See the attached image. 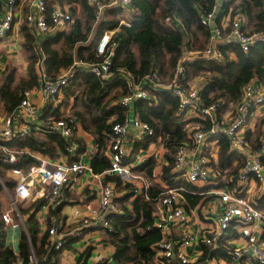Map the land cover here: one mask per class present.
I'll use <instances>...</instances> for the list:
<instances>
[{
	"label": "built area",
	"instance_id": "2783aa9c",
	"mask_svg": "<svg viewBox=\"0 0 264 264\" xmlns=\"http://www.w3.org/2000/svg\"><path fill=\"white\" fill-rule=\"evenodd\" d=\"M49 1L36 0L34 11L26 16L27 22L45 34L68 29L74 21L73 12L68 5L58 3L48 16ZM116 1L114 0L113 3ZM217 1L222 3L220 0ZM240 1L223 0V2L232 3L226 14L220 15L221 9L216 6L212 12L201 16V22L210 28V37L206 48L185 51L167 78H162L158 70L153 69L145 76L146 82H136L130 72L121 69L118 71V78L125 79L131 87V91L117 101L118 104L122 107H131L139 99L150 102L156 100L157 95L150 92V86L156 90L167 91L178 99L176 116L181 122L186 123L188 129L187 139L177 145L173 153L174 166L171 173L174 181H185L196 185L199 189L189 190L184 186H172L167 181L162 182L163 185L159 186L161 192L155 202V226L161 230L164 237L156 244L155 264H173L174 261H179V264H220L216 257H208L204 260L200 258L196 262L186 252L177 250V245L188 246L193 239H198L201 244L217 247L219 241L228 235L232 228L245 237L246 244L236 246L227 240L228 244L232 246L231 260L235 263H243L244 256L251 252L252 256L248 259V264H264V240L261 239V235L264 233V131L260 136L258 148L253 147V142L246 137V131L256 126V121L264 114V83L257 78L246 82L242 86L241 99L236 103L231 102L225 107L224 99L206 104L202 98V87L195 85L192 79H186V63L189 61L198 58L223 60L225 57V52L221 48L223 45L235 43L243 51L248 52L254 44L264 41V31H248L246 29L247 15L243 10L233 8V5ZM90 2L96 5L100 11L111 5L103 0H90ZM120 2L123 10L130 14L133 0H120ZM15 4L16 0H3V10L0 14V39L6 37L13 29L16 15ZM219 15L221 18L218 23ZM122 22L130 24L129 19L124 18ZM165 23L172 26L175 23L180 24L181 20L178 15L172 14L165 18ZM114 32L115 30H106L103 33L98 44L100 54L107 51ZM113 51L112 48L101 62H78V64L102 78L109 79L114 75V71L111 70ZM41 61L43 62V59ZM38 73L40 82L35 88L42 92L46 102L56 105L59 103L64 89L70 83L75 70L72 67L57 79H51L46 75L41 64L38 66ZM33 90L34 88L26 89L18 109L1 119L0 161L4 164H15L20 161L23 153H28L35 157L39 163L31 165L29 168H11V175L15 180L14 187L8 186L6 179L2 176H0V186L8 194H10V189H13L18 200L30 198L37 190V198L45 199L40 209L48 211L59 203L65 187L79 184L86 171L91 169L82 160L68 162L42 159L27 151L28 147L17 148L10 144L16 139L37 131L59 133L69 141L67 151L74 152L78 149V146L74 144V135L77 131L74 118L68 114L61 117H50L46 120L40 119L41 107L33 102ZM194 119H210L212 127L206 131L202 128L201 123ZM20 120L24 125H19ZM220 133H224L230 138L231 151H236L243 157V164L236 174L229 175L228 170L224 171L216 166L218 159L216 160V153L213 149L215 146L219 147L217 137ZM108 137L106 155L111 161L109 173L118 175L123 185L132 186L131 190L134 193L132 198L143 196L148 199V191L155 181L149 176L139 174L135 168L152 158L157 163L156 166L163 168L169 165L170 162L167 158V154L170 153L169 133H156L149 123L143 121L132 110L128 111V116L124 121L116 122L113 125ZM140 142H147V147L137 149ZM156 144L159 147L151 146ZM252 181L257 183V190L252 189ZM221 183L225 184L222 189L219 188ZM117 187L115 181L106 182L99 192L97 207L87 203L74 209V218L79 222L80 227L112 230L110 215L123 212L116 202ZM126 191L128 190H123L122 194ZM185 191L201 194L203 197L209 193L218 194L221 210L213 216L216 222L214 226L190 233L178 242L169 236V229L172 226H184L189 222L190 211L186 206ZM13 212L23 221L22 213L15 200L13 201V210L4 212L2 218L7 225L14 228L20 227L21 223L14 219ZM58 228L53 225L47 229L50 243L56 250H60L69 238ZM78 235V233H74V237ZM0 264H23V259L17 256L13 261L0 262Z\"/></svg>",
	"mask_w": 264,
	"mask_h": 264
},
{
	"label": "trees",
	"instance_id": "16d2710c",
	"mask_svg": "<svg viewBox=\"0 0 264 264\" xmlns=\"http://www.w3.org/2000/svg\"><path fill=\"white\" fill-rule=\"evenodd\" d=\"M103 1L111 3L114 0ZM55 3L68 5L74 14V21L68 29L48 36L42 35L35 27L24 23L23 47L29 60L28 71L26 76L19 79L16 77L15 67L3 72L0 78V94L5 110L9 114L14 113L21 103L24 91L39 85V65L42 64L44 72L51 79H57L74 67L75 73L63 91L62 103L66 107L71 105L72 110L67 115L74 118V124L80 123L95 137L98 151L91 162L94 173H104L111 168V161L105 153L109 142L108 134L116 122L124 121L128 111L133 110L143 121L149 123L156 133H169L170 153L167 154V158L170 163L163 167L164 180L172 186L198 190L199 188L191 183L174 181L171 173L175 148L185 141L188 135L186 123L181 122L176 116L178 99L167 91L156 90L150 86V92L157 95L156 100L150 102L139 99L131 107H122L117 101L128 94L131 87L125 79L118 78V71L121 69L130 72L136 82H146L145 76L153 69H157L162 78H167L185 51L206 48L210 28L201 22V16L212 12L216 6L221 9L220 15L226 14L232 3H219L217 0H133L129 25L122 22L120 15L124 10L119 6L107 8L103 20L98 21L101 11L90 0H50L48 16ZM233 8L241 9L247 15L248 31H264V0H241L233 5ZM2 10L3 0H0V14ZM172 14L178 15L180 24L175 23L170 26L165 23V18ZM220 18L221 16L217 19L218 23ZM106 30H115V32L107 51L100 54L98 44ZM112 48L114 51L111 70L114 71V75L109 79L102 78L78 64V62H101ZM221 48L225 52L223 60L198 58L187 62L186 79L191 80L200 74H206L201 89L204 102L212 104L218 99H224L227 107L231 102L236 103L241 99L242 86L246 82L257 78L264 83V41L254 44L248 52L243 51L235 43L223 45ZM194 121H199L206 131L212 127L210 119H194ZM263 131L264 114L258 119L254 131L250 129L246 131V137L253 142V147L258 148ZM45 134L46 136H42L32 132L10 144L17 148L28 147L52 157L56 155L57 150L66 151L69 145L67 138L59 133ZM217 138L219 152L216 166L221 170H228L229 175L236 174L243 164V157L238 152L231 151V141L226 134L220 133ZM74 144L78 146V151L84 149L82 141L76 134ZM140 147L146 148L147 142H140L137 149ZM236 159L239 163L234 165ZM35 163H39L35 157L23 153L19 162L5 166L29 168ZM155 166L156 162L152 158L136 167L135 171L153 178ZM108 180L115 181L119 191L128 190L121 197H117L116 202L123 212L110 215L112 230H106L108 242L116 248L113 260L116 264H155L156 244L164 237L161 230L155 226L154 215L155 202L161 189L153 185L148 191V199L137 196L133 198L131 205H128L127 202L134 195L132 186L123 185L121 178L116 174L108 173L105 182ZM14 182L12 177L6 179V183L11 188L14 187ZM1 191L0 186V193ZM184 196L189 211L203 198L201 194H193L189 191H185ZM29 199L22 202L17 200L20 212L29 214L25 220L27 231L23 230L21 233L18 255L6 243V229L0 214L1 263L13 261L17 256L23 259V264H35V259L38 264H51L58 259L61 250H56L50 243L48 231L40 235L41 223L37 211L45 199L37 198L30 203L31 206H26L24 202ZM62 206L57 204L50 208L48 228L53 226L51 216L58 215ZM1 209L0 202V211ZM229 232L230 236H237L233 230ZM201 248L203 250L201 260L208 257L231 260L232 246L228 244L225 236L217 247L202 243ZM89 254L90 248L85 252V255L89 256Z\"/></svg>",
	"mask_w": 264,
	"mask_h": 264
},
{
	"label": "crops",
	"instance_id": "0c3cea01",
	"mask_svg": "<svg viewBox=\"0 0 264 264\" xmlns=\"http://www.w3.org/2000/svg\"><path fill=\"white\" fill-rule=\"evenodd\" d=\"M35 3L36 0H16V4H15L16 15H15L13 29L9 32V34L6 37L0 39V78L2 77L3 72L8 66V63L11 64V66L12 65L14 66L13 62L9 60L12 59L13 56H18L17 54L12 52L16 48H20V47L23 49L26 55V60L23 59V62L26 64L25 67L27 73L29 60L23 47V41L25 38L23 35L22 27L24 23L29 24L26 20V16L28 15V13L34 11ZM57 4L58 3H55L53 7H55ZM130 15L131 13L128 14L125 11H123L120 15V18L121 19L125 18L128 20ZM29 26L34 27V25H30V24ZM55 33L56 32H51L49 34L42 33V35L48 36V35H54ZM23 75L26 76L27 74H23ZM192 81L195 85H198V82H203V81H198L197 78H194ZM62 98L63 97L60 98L58 104L54 105L51 102H46L42 92L37 88H34L32 99L33 102L36 103V105L41 107L40 119L46 120L50 117H57L58 115L64 116L67 115V113H70L72 110L71 105L69 107L63 105L64 103H62ZM71 101L73 102V99H71ZM6 115H9V113L5 110L4 102L0 94V123H1V119ZM19 125L22 126L24 125V123L20 120ZM255 127L256 126H254L250 130L254 131ZM33 133L37 135L46 136L44 132L35 131ZM76 136L79 137V139L82 141L84 145V149L81 151L80 150L78 151V149L74 152H69L67 150L66 151L57 150L56 155L52 157L48 154H43L39 151L32 150L30 148L27 149V151H30L36 157H40L42 159H48V160L51 159L55 161H68V162L82 160L91 169L86 171L82 181L79 184H76L72 187H65L63 189L62 196L60 198L61 203L60 202L58 203L63 206L60 209L58 215L51 214L52 225L58 226L59 231L69 237L67 238L66 242L62 247L63 249L62 248L60 249L61 251L57 261L56 262L53 261V263L51 264H76L78 262L81 264H100L102 262H108L107 264H116L115 261L113 260V256L116 252V248L108 242V235L106 231L102 228H96V227H87V226L80 227L79 222L74 218V214H73L74 209L82 207L87 203H90L96 207L99 205V192L101 191L102 186L106 184L105 179L109 173V171L104 173H94L92 171L91 162L94 155L98 151V144L95 141V137L93 136V134L86 131L82 127V125L78 123ZM151 146L159 147L158 144ZM213 151L216 153L215 157L217 160L219 147L215 146V149H213ZM238 163L239 161L236 159L234 161V165H237ZM0 169H1L0 176H2L5 179L12 177L10 171L11 168L6 167L5 164L2 163L1 161H0ZM154 172H155L154 173L155 176L153 177L155 181L154 185L155 187H159L163 185L164 181L166 182V180H164L162 175L163 168L161 166H156ZM107 182H109V180ZM200 185H202V183H200ZM200 185L199 187H201ZM219 186L218 187L222 189V187H224L225 184L221 183ZM251 187L252 189L257 190V183L255 181H252ZM209 188L211 189V186H209ZM212 188L217 189L215 187ZM36 191L37 190H35V192L30 197L29 200L24 202L26 206L30 205L31 202L37 199ZM117 191H118L117 196L119 198L123 194L122 191H119L118 187H117ZM7 197H10L8 192L2 189L0 193V202L2 208L0 211L1 215L4 212L13 210L14 200L12 199L11 202ZM17 200L18 199H15L16 202ZM132 200L133 198H131L130 201L127 202V204L131 205ZM22 201L23 200H18V202H22ZM218 202H219L218 194H211V193L205 194L201 202L196 206V208L190 210L189 222L184 226H172L169 229V236L174 240L180 242L190 233L191 234L196 233L200 230L208 229L211 226H214L216 222L213 216L218 211L221 210V205H219ZM49 211L50 209L48 211H42L40 208L37 211V217L41 223L40 235L46 233L48 229V219L50 215ZM28 215L29 214H22L23 221L20 220L18 215H14V219L19 220L21 223V226L17 228L7 225L5 222L3 223L6 229V243L13 248L16 255L19 254V241H20L21 233L23 230L27 231L25 220L28 217ZM231 230H233L237 234V236L232 237L230 236V232H229V234L226 235L225 238L227 240H230L232 244L236 246H244L246 244L245 237H243L236 229L232 228ZM74 233H78L79 235L77 237H74ZM261 239L264 240V233L261 235ZM66 245H68V247H65ZM177 246H178L177 250L186 252L196 262L199 261L201 256L203 255L201 243L198 241V239H193L191 244L188 246H182L180 244H178ZM89 248H90V254L89 256H87L85 255V252ZM250 256H252L251 252L248 253V255H245L244 256L245 261L243 263L242 262L235 263L232 260H227L222 257L217 258V260L220 262V264H248V259L250 258ZM34 263L38 264L37 259ZM173 264H179V261H174Z\"/></svg>",
	"mask_w": 264,
	"mask_h": 264
},
{
	"label": "rangeland",
	"instance_id": "374dc122",
	"mask_svg": "<svg viewBox=\"0 0 264 264\" xmlns=\"http://www.w3.org/2000/svg\"><path fill=\"white\" fill-rule=\"evenodd\" d=\"M107 4H109V3H107ZM113 4H114V3L111 2V6H112ZM68 7H69V6H68ZM12 53L17 54L18 56H13V58L9 60V61H12V62H13L14 66H13V65L11 66V64L8 63V66L6 67V69H9V68H11V67H15V68H16V77H17V79H19V78L22 77L23 74H27V73H26V67H25L26 64L23 62V59L26 60V55H25V53H24V51H23V49H22L21 47H20V48H16ZM21 60H22V61H21ZM6 69H5V70H6ZM27 71H28V70H27ZM23 76H25V75H23ZM205 77H207L206 74H200V75H198V76L195 77V78L198 79V81H203V82H198V86H200V87L203 86V84H204V82H205V80H206ZM193 79H194V78H193ZM193 79H192V80H193ZM191 125H193V124H191ZM191 125H190V126H191ZM195 125H196V123H195ZM0 171H1V169H0ZM9 196H10V197H7V198H8L9 201H11V202H12V199H13V200L16 199V196H15V194H14V190H13V189H10V194H9ZM8 205H9V203H8ZM13 214H16V213L14 212Z\"/></svg>",
	"mask_w": 264,
	"mask_h": 264
},
{
	"label": "water",
	"instance_id": "95a60500",
	"mask_svg": "<svg viewBox=\"0 0 264 264\" xmlns=\"http://www.w3.org/2000/svg\"><path fill=\"white\" fill-rule=\"evenodd\" d=\"M220 2H223V0H220ZM114 6H119V7H121V2H120V0H117L116 3H114L112 6L110 5V6L105 7V8L101 11V14H100V16H99V20H98V21L103 20V17H104V11H105L107 8L114 7Z\"/></svg>",
	"mask_w": 264,
	"mask_h": 264
}]
</instances>
